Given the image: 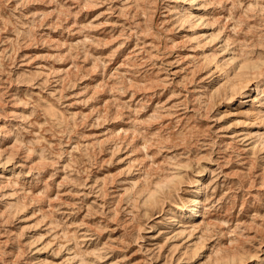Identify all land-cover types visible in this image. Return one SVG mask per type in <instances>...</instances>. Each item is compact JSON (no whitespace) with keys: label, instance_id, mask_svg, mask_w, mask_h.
<instances>
[{"label":"rangeland","instance_id":"1","mask_svg":"<svg viewBox=\"0 0 264 264\" xmlns=\"http://www.w3.org/2000/svg\"><path fill=\"white\" fill-rule=\"evenodd\" d=\"M259 135L264 0H0V264H264Z\"/></svg>","mask_w":264,"mask_h":264},{"label":"bare ground","instance_id":"2","mask_svg":"<svg viewBox=\"0 0 264 264\" xmlns=\"http://www.w3.org/2000/svg\"><path fill=\"white\" fill-rule=\"evenodd\" d=\"M179 16V18H186V16H188V14H186V11L185 12H182L181 14H179L178 15ZM243 64L244 63H242L241 65H239V67H241L242 68V66H243ZM245 67H248L249 68V71L251 72V73H254V72H258L259 71V69H260V63H258V62H252V63H248V64H246L245 65ZM236 73V72H235ZM229 75V74H228ZM234 83V82H233ZM234 86V85H233ZM258 141L260 142V143H264V136H261V135H259V139H258ZM168 176V174L166 175V177ZM163 178V177H162ZM161 179V178H160ZM177 179V177L176 176H173V177H169V178H167V179H163V180H161L159 183H157V185L154 187V189H151L150 191H149V194H148V197H147V199L149 200V201H152V200H154L156 197H157V195H158V193H162L163 191H164V189L165 188H167V187H170L174 182H175V180ZM144 193V192H143ZM197 198V197H196ZM197 201V200H196ZM194 202V205H196V203L197 202ZM194 210H196V209H194ZM216 252V251H215ZM211 258V257H210ZM217 259V258H216ZM229 260H234L235 259V255H232L230 258H228ZM211 261V260H210ZM224 263V261H217L216 262V264H223Z\"/></svg>","mask_w":264,"mask_h":264}]
</instances>
